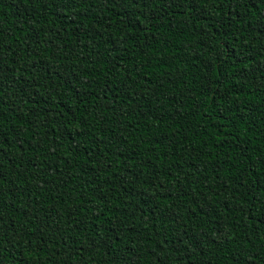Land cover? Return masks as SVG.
I'll return each instance as SVG.
<instances>
[{
  "label": "trees",
  "instance_id": "1",
  "mask_svg": "<svg viewBox=\"0 0 264 264\" xmlns=\"http://www.w3.org/2000/svg\"><path fill=\"white\" fill-rule=\"evenodd\" d=\"M0 264H264V0H0Z\"/></svg>",
  "mask_w": 264,
  "mask_h": 264
}]
</instances>
